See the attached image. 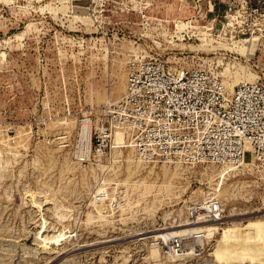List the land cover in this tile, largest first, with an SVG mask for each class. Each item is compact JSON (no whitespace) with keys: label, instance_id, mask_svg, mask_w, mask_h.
I'll return each instance as SVG.
<instances>
[{"label":"rangeland","instance_id":"obj_1","mask_svg":"<svg viewBox=\"0 0 264 264\" xmlns=\"http://www.w3.org/2000/svg\"><path fill=\"white\" fill-rule=\"evenodd\" d=\"M194 68L263 76L264 0H0V264H264L236 237L264 221V163L150 161L119 116L150 106L131 74ZM195 219L215 228L178 233Z\"/></svg>","mask_w":264,"mask_h":264},{"label":"built area","instance_id":"obj_2","mask_svg":"<svg viewBox=\"0 0 264 264\" xmlns=\"http://www.w3.org/2000/svg\"><path fill=\"white\" fill-rule=\"evenodd\" d=\"M255 79L229 91L220 76L203 68L131 74L124 97H149L150 106L135 102L119 116L132 122L134 146L150 161L240 164L249 152L264 163V72ZM255 107L261 116L258 129L244 118Z\"/></svg>","mask_w":264,"mask_h":264},{"label":"bare ground","instance_id":"obj_3","mask_svg":"<svg viewBox=\"0 0 264 264\" xmlns=\"http://www.w3.org/2000/svg\"><path fill=\"white\" fill-rule=\"evenodd\" d=\"M246 79H248V77H246ZM117 135V134H116ZM120 137H121V135H120ZM119 135H118V137H117V142H120L119 140ZM246 154V153H245ZM256 157H255V154H253V156H252V159H250L251 160V162H247V161H245V160H243L240 164L241 165H244V166H246V165H250V164H252L254 161H256V159H255ZM249 160V161H250ZM176 164H180V163H176ZM240 164H232V163H230V164H221V165H232V166H239ZM234 167H229V166H225L224 168H223V170H225L226 169V172H229L230 170H232ZM168 182V181H167ZM174 194V193H173ZM129 203V202H128ZM201 222H204V221H198V220H193V221H188V223H185V225L186 224H197V225H193V226H190V227H184V228H181V229H179V230H177L178 231V233L180 234H182V233H186V232H191L192 233V231L193 232H197V231H202V230H210V229H214L215 227H213V223H202L201 224ZM247 225L250 227V228H252V231L250 230V231H246V233H244L245 235L244 236H242V238H239L238 237V235H236V237L238 238V239H242V240H254L255 242H257L258 241V239H261V240H263L264 241V221H255V222H251V221H249L248 223H247ZM180 226V225H179ZM246 226V225H245ZM234 227H236L235 225H234ZM244 227V226H243ZM243 227H241V228H243ZM247 227V226H246ZM245 227V228H246ZM244 228V229H245ZM232 229H233V227H232ZM232 229L231 228H227V234H228V236L229 237H235V236H232ZM248 229V228H247ZM234 230V229H233ZM235 230H237V227H236V229ZM238 231H241V230H238ZM237 231V232H238ZM237 232H236V234H237ZM244 232V231H243ZM174 232H166V233H164V234H162L161 236L159 235V234H155V235H153V236H151L152 238L154 237H159V238H161L162 237V239H165L166 240V238H167V236H169L170 234H173ZM240 233V232H239ZM62 234V233H61ZM243 234V233H242ZM57 236H52L53 238H55V239H57V238H59L60 237V233H59V235L58 234H56ZM233 235H235V234H233ZM240 235V234H239ZM52 239V238H51ZM257 239V240H256ZM153 246V245H152ZM158 253H159V249L156 247V246H153L152 248H151V254L153 255V256H155V257H157V255H158ZM152 256V257H153Z\"/></svg>","mask_w":264,"mask_h":264}]
</instances>
